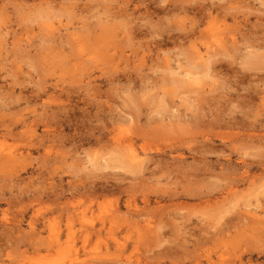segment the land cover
Instances as JSON below:
<instances>
[{"label":"rangeland","instance_id":"obj_1","mask_svg":"<svg viewBox=\"0 0 264 264\" xmlns=\"http://www.w3.org/2000/svg\"><path fill=\"white\" fill-rule=\"evenodd\" d=\"M46 3L0 0V264H264V0Z\"/></svg>","mask_w":264,"mask_h":264},{"label":"bare ground","instance_id":"obj_2","mask_svg":"<svg viewBox=\"0 0 264 264\" xmlns=\"http://www.w3.org/2000/svg\"><path fill=\"white\" fill-rule=\"evenodd\" d=\"M44 1V0H43ZM45 1H47V3H46V5L48 4V3H50V0H45ZM53 1V0H52ZM39 2H40V0H39ZM201 5V4H200ZM203 5V4H202ZM51 6V5H50ZM204 7V6H203ZM215 6H209L208 7V10L210 9V12L211 13H213V9L212 8H214ZM46 8V7H45ZM165 8H167V6L166 7H162V9H163V11H165L166 9ZM186 8V7H185ZM184 8V9H185ZM165 9V10H164ZM174 9V8H173ZM212 9V10H211ZM216 9V8H215ZM186 10V9H185ZM169 11V10H168ZM199 11V10H198ZM167 12V11H166ZM112 13V12H111ZM211 13L207 16V17H209V19H210V21L208 22V24H210L209 26H207L206 27V31L204 32V30H199L198 32H194V28H195V26H194V24H193V27H190L191 28V32H189V34H186L187 36L186 37H188V38H186V39H188V41L190 42L191 41V38H193L194 40H198V41H200L201 42V44H203V46L205 47L206 46V51L207 52H209L208 51V48H209V46H208V44L206 45V41L204 40L205 39V34L207 33V31H209L210 29L212 30V25H211V22L213 21V17L211 16ZM220 14V13H219ZM107 15V14H106ZM111 15V14H110ZM225 15H226V13H225ZM224 15V16H225ZM105 17V16H104ZM212 17V18H211ZM111 20V19H110ZM183 28V27H182ZM181 28V29H182ZM188 29V28H187ZM180 30V29H179ZM184 30V29H183ZM175 31V30H174ZM177 32V31H176ZM181 32V31H180ZM183 33H184V31H182ZM222 33V32H221ZM224 33V32H223ZM229 33V32H228ZM233 33V32H232ZM234 34V33H233ZM225 36H226V38H227V36H228V34H224ZM174 36V35H173ZM177 36V35H176ZM183 36H184V34H183ZM211 37H213L214 39H212L213 41H211V42H213V43H211L210 41H209V44L210 45H214V44H219V45H221V44H223L224 45V43H223V41H224V38H223V35L221 34H218V37H216V35L214 34V33H212L211 34ZM175 38V37H174ZM184 38V37H183ZM229 38H230V36H229ZM235 38V37H234ZM179 39V38H178ZM185 39V40H186ZM190 39V40H189ZM208 39V38H207ZM169 40V39H168ZM231 40V39H230ZM175 41V40H174ZM181 41H183V40H181ZM236 41V40H235ZM186 42V41H185ZM225 42V41H224ZM229 43H230V41H228ZM237 42V41H236ZM198 44V43H197ZM235 44V43H234ZM254 44V43H253ZM259 45V44H258ZM193 46H194V48H193V52H192V55H193V53H194V58L192 57V59H194V61H192V64H193V67H195V68H199V69H201L202 71L203 70H205V73H206V71L207 70H211L210 68H213L214 67V62H215V60H212V57H214V55H216L217 57L219 56V53H217V54H212V56H208V57H206L203 53H201L200 51H199V49L196 47V44L194 43L193 44ZM226 47V46H225ZM261 47V46H260ZM203 49V48H202ZM217 49H219V47H217ZM203 51V50H202ZM216 52H218V51H221V53H222V50H215ZM224 51V50H223ZM262 51V50H261ZM251 52V51H250ZM255 52V51H254ZM190 53V52H189ZM215 53V52H214ZM224 53V52H223ZM222 53V54H223ZM256 53V52H255ZM254 53V55H256ZM258 53V52H257ZM261 53V52H260ZM208 54V53H207ZM210 54V53H209ZM226 54V52L224 53V55ZM227 54H228V51H227ZM230 54V53H229ZM228 54V55H229ZM264 55V54H263ZM263 55H261V56H263ZM206 58H205V57ZM221 56V55H220ZM223 56V55H222ZM222 56L221 57H218V58H222ZM225 56H227V55H225ZM248 56H251V55H248ZM228 57V56H227ZM211 58V60H209ZM214 59H216V57L214 58ZM252 59V58H251ZM196 60H199V61H196ZM217 61V60H216ZM221 62V61H220ZM217 63V62H216ZM217 65V64H216ZM171 68V67H170ZM200 71V70H199ZM174 72V71H173ZM187 74V73H186ZM207 74H208V71H207ZM177 75V74H176ZM189 75V74H188ZM191 75V74H190ZM174 78V77H173ZM120 139V138H119ZM209 139V138H208ZM123 140V139H122ZM129 140H132V139H129ZM120 142V141H119ZM132 143H133V140L131 141ZM127 143V142H126ZM125 143V144H126ZM131 143V144H132ZM115 144V143H114ZM118 144H122V142H120V143H118ZM128 144V143H127ZM121 146V145H120ZM126 146V145H125ZM124 146V147H125ZM127 147H128V145H127ZM130 147V146H129ZM133 147V146H132ZM131 147V148H132ZM233 147V146H232ZM130 148V149H131ZM128 150V149H127ZM122 152V151H121ZM126 152V151H125ZM235 152V151H234ZM131 154H132V152H131ZM127 155V154H126ZM7 156V155H6ZM6 156H5V158H6ZM12 156H14V153H13V155ZM11 156V157H12ZM135 158H136V155L133 153L132 154V156H131V160H134V161H136V164H137V166L136 165H134V166H136V168H138V169H141V166H142V163L144 162V159L143 160H135ZM183 158V157H182ZM14 159V158H13ZM129 159V158H128ZM184 159V158H183ZM2 160V159H1ZM10 160H11V158H10ZM16 161V160H15ZM138 161V162H137ZM226 162H228V161H226ZM135 168V170L134 171H136V170H138V169H136ZM137 172V171H136ZM195 193V192H194ZM132 194V193H131ZM196 195V194H195ZM136 206V205H135ZM118 209V208H117ZM129 209V208H128ZM134 209V208H133ZM120 210V209H119ZM137 210H138V208H137ZM121 211V210H120ZM134 211V210H133ZM118 212V211H117ZM130 212V211H129ZM135 212H136V210H135ZM115 213H116V211H115ZM123 213V212H122ZM138 213V212H137ZM128 214V213H127ZM113 216H115V214H113ZM127 215H125V217H126ZM110 217H111V215H110ZM122 216H120V218H121ZM123 217H124V215H123ZM109 217H107L106 219H108ZM109 219H113V217H111V218H109ZM135 219H137V218H135ZM125 220V219H124ZM123 220V221H124ZM129 220V218L127 219V221ZM134 220V219H133ZM132 220V221H133ZM142 220V219H141ZM146 220V219H145ZM114 221V220H113ZM119 221V220H118ZM122 221V220H121ZM136 221V220H135ZM134 221V223H136ZM144 221V220H143ZM125 222V221H124ZM116 223H117V221H116ZM129 223H131V222H129ZM119 224V223H118ZM121 224V223H120ZM126 224V223H125ZM128 224V223H127ZM68 225V224H67ZM135 225V224H134ZM133 225V226H134ZM140 225V224H139ZM149 225V224H148ZM129 227H130V224L128 225ZM132 226V225H131ZM138 226V225H137ZM142 226V225H141ZM135 227V226H134ZM143 227V226H142ZM151 227V226H150ZM89 228V227H88ZM144 228V227H143ZM146 228V227H145ZM98 229V228H97ZM119 229V228H118ZM86 230V229H85ZM96 230V229H95ZM107 230V229H106ZM134 230H136V229H134ZM144 230V229H143ZM148 230H149V226H148ZM151 230V229H150ZM59 231V230H58ZM90 231V230H89ZM68 232V231H67ZM148 232V231H147ZM95 233V232H94ZM98 233V232H97ZM149 233V232H148ZM50 234V233H49ZM53 234V233H52ZM57 235V234H56ZM57 240V239H56ZM68 240V239H67ZM54 242V241H53ZM118 246V245H117ZM124 248V247H123ZM122 251V250H121ZM211 260V259H210ZM224 260V259H223ZM225 261V260H224ZM210 262V261H209ZM208 262V263H209ZM220 262V261H219ZM201 263V262H200ZM212 263V262H211ZM210 263V264H211ZM221 263V262H220ZM199 264V263H198ZM243 264V263H242ZM248 264V263H247Z\"/></svg>","mask_w":264,"mask_h":264}]
</instances>
